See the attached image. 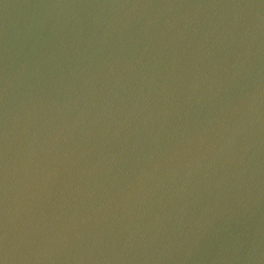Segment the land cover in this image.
I'll list each match as a JSON object with an SVG mask.
<instances>
[{"label":"water","instance_id":"water-1","mask_svg":"<svg viewBox=\"0 0 264 264\" xmlns=\"http://www.w3.org/2000/svg\"><path fill=\"white\" fill-rule=\"evenodd\" d=\"M4 264H264V0H0Z\"/></svg>","mask_w":264,"mask_h":264},{"label":"snow or ice","instance_id":"snow-or-ice-1","mask_svg":"<svg viewBox=\"0 0 264 264\" xmlns=\"http://www.w3.org/2000/svg\"><path fill=\"white\" fill-rule=\"evenodd\" d=\"M0 264H4V260L3 259H0Z\"/></svg>","mask_w":264,"mask_h":264}]
</instances>
